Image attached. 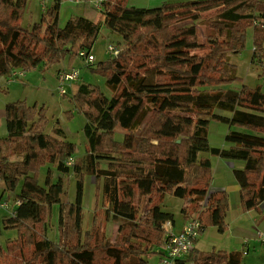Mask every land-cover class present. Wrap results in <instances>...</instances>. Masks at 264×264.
Here are the masks:
<instances>
[{"label": "trees", "instance_id": "obj_1", "mask_svg": "<svg viewBox=\"0 0 264 264\" xmlns=\"http://www.w3.org/2000/svg\"><path fill=\"white\" fill-rule=\"evenodd\" d=\"M27 1L0 0V77L9 80L14 71L72 61L80 51L92 50L103 26L123 38L125 49L90 68L105 78L111 96L92 85L74 87L73 100L87 118L83 163L67 165L76 144L61 127L46 132L43 107L24 100L6 104L0 180L16 192L19 204L4 222L18 235L0 244V264H149V256L161 254L165 225L174 221V214L164 210L167 197L181 199L184 215H197L204 231L216 227L224 234L229 196L211 191V156L243 162L234 171L240 206L244 212L259 208L264 202V92L227 86L242 82L229 53L244 49L249 29L254 60L264 63V0H186L151 9L104 0L93 18L78 15L63 27L61 0H54L39 22L23 27ZM205 13L211 32L207 52L199 55L196 22ZM180 22L189 23L177 27ZM141 47L150 67L127 72L119 59ZM213 122L228 127L226 147L210 144ZM118 130L122 141L115 139ZM52 166L59 172L55 179ZM72 172L75 199L64 201L63 176ZM85 173L102 181V205L88 230L82 225ZM101 213L104 221L119 222L115 240L97 222ZM54 215L56 240L48 236ZM243 257L241 251L195 249L176 264H244Z\"/></svg>", "mask_w": 264, "mask_h": 264}, {"label": "rangeland", "instance_id": "obj_2", "mask_svg": "<svg viewBox=\"0 0 264 264\" xmlns=\"http://www.w3.org/2000/svg\"><path fill=\"white\" fill-rule=\"evenodd\" d=\"M94 0H82L81 3H75L73 0H61V7L59 11V24L61 27L65 26L69 19L74 18L78 15L94 17L100 10L92 5ZM186 0H114L116 3H127L132 7L139 8H155L161 6L164 2H179ZM54 0H47L46 5H43L42 0H28L25 12L20 21L23 27H31L33 24L39 22L42 18V14L47 10L49 6H52ZM101 12V11H100ZM207 13L202 14V17L196 22V35L199 44L202 48L199 49L197 54L202 55L207 52V35L211 32L208 26ZM190 22V21H189ZM189 22H180L177 27H182ZM110 45L119 47L121 51L125 49V42L121 36L117 33L109 30L105 26L101 28V32L92 50H89L96 58L95 63L90 67L87 65L79 56L76 59L70 61L69 59H63L59 62H55L49 67L43 69H31L29 71H22L25 77L17 81H9L10 85L5 87L7 93L5 96L9 100H24L28 105L37 104L44 108V112L49 120V124L46 128L47 133H53L54 129L61 127L67 132L66 139L68 141L76 144L77 151L73 159L74 165L75 161L83 163L85 156L87 154V138L84 133V127L87 123V118L85 117L82 110L77 108L76 102L73 100L74 87L82 84L92 85L98 88L106 96H111L112 92L106 85V80L102 75L95 74L90 68H95L96 65L112 57L108 54V47ZM264 47V45H263ZM81 52V51H80ZM144 48L141 47L131 55L126 58L119 59L121 66L127 70V72L134 70H144L150 67L149 62L143 56ZM120 54V53H119ZM254 43H253V31L249 29L247 35V41L245 43L244 49L240 53H229L230 63L236 66L235 75L241 78L242 82H234L227 86V89L238 90L242 85H246L250 88L260 87L264 92V66L257 60H254ZM143 64V65H142ZM143 67V69H142ZM77 68L80 71L79 82L73 84L72 86L67 85V93L61 95L59 93V81L58 72L64 69ZM151 75V79H155L156 73ZM111 73H109L110 75ZM29 76V77H27ZM157 76V75H156ZM122 86L119 87L120 91ZM216 123V122H215ZM214 124H211V128ZM139 130L136 132L138 133ZM209 137V135H208ZM115 139L117 141H122L123 133L119 130L115 133ZM210 142V141H209ZM204 155V154H203ZM51 177L55 179L58 177L59 172L56 171L55 166L51 167ZM46 177V169L43 170L41 183H44ZM84 209H83V229L88 230L92 226L96 207L99 208L102 205L101 202V186L102 181L96 179L90 173L84 174ZM66 183L67 195L64 201H73L75 199V186L77 176L74 173L70 175L63 176ZM214 180V178H213ZM16 192H10L6 189V185L0 180V244L5 245L8 240L15 239L18 235L17 230L14 228H6L5 218H9L14 214V208L18 205L15 199ZM175 201L181 202V199L174 198ZM183 202V201H182ZM2 204H7L9 207L6 209ZM241 207V206H240ZM13 212V213H12ZM55 212H58V208L55 207ZM174 212L177 216H180V211H178L177 206L174 207ZM12 213V214H11ZM98 215L97 222L100 224H105L106 231V221L103 213ZM258 229V228H257ZM261 230V229H260ZM108 232V231H107ZM229 233L225 232L224 236ZM49 238L56 240L58 236L57 232V216L54 215L52 220H50ZM225 244H228V239H226ZM256 264H264V248L260 245L256 246ZM251 255H254V251H251ZM160 258L159 255L154 254L149 256V264H156L157 259ZM246 257H244L245 260ZM260 259V261H259ZM160 264V262L158 263Z\"/></svg>", "mask_w": 264, "mask_h": 264}, {"label": "crops", "instance_id": "obj_3", "mask_svg": "<svg viewBox=\"0 0 264 264\" xmlns=\"http://www.w3.org/2000/svg\"><path fill=\"white\" fill-rule=\"evenodd\" d=\"M8 85H10L8 79L6 77H0V137H3L7 134L5 117L6 104L16 101L9 100L5 96V93H7L5 87ZM212 124H214V126L209 128L210 144L213 147H226L225 136L228 131V127L215 122ZM64 132L67 135L65 130ZM210 158L212 162L214 178L211 191H226L229 196L230 206L226 217V222L228 224L226 232L229 234L224 236L225 233H220L216 227H209L197 241L196 249L204 252H209L213 248L227 251H241L244 254V257H246L245 260L243 257L244 264H256V259H258L256 258V246L260 245L262 247L263 245L255 240V235L257 230L261 229L264 231V202L259 206L258 209L244 212L240 207V187L234 174L235 170L243 168V162L237 160H225L214 156H211ZM174 198L175 197L166 198L164 210L174 214L172 231L178 233L190 215L187 217L184 215L182 212V208L184 207L183 202L175 201ZM175 206H177L178 211H180V216L175 214ZM6 228H8L7 225ZM118 228L119 222H115L113 220L107 222L106 232L108 231V237L112 240H115ZM226 239H228V244H225ZM246 239L249 240L247 245L244 243ZM160 249V258L157 259L156 264L160 262L163 256L165 250L164 245L161 246ZM251 251H254L255 254L251 255Z\"/></svg>", "mask_w": 264, "mask_h": 264}, {"label": "built area", "instance_id": "obj_4", "mask_svg": "<svg viewBox=\"0 0 264 264\" xmlns=\"http://www.w3.org/2000/svg\"><path fill=\"white\" fill-rule=\"evenodd\" d=\"M47 0H42L43 5H46ZM75 3H81L82 0H73ZM92 5L101 10L103 7L104 0H94L91 1ZM121 49L116 46L110 45L108 47V54L112 57H117ZM79 57L87 64L93 65L96 61L95 56L88 50H82L79 53ZM264 66V63H263ZM25 76L22 71H14L9 81H17ZM80 80V71L77 68L64 69L58 74L59 81V93L64 95L67 93L66 86L79 82ZM73 163V159L70 158L68 164L71 165ZM19 204V202H18ZM4 208H8L7 204H2ZM13 213V212H12ZM11 213V214H12ZM14 214V213H13ZM172 223L168 222L165 225V244H164V253L160 260V264H176L178 260H183L189 254L192 253L196 249V244L201 235L205 232L201 221L199 220L197 215H190L186 222L184 223L182 229L175 233L172 231ZM255 240L260 242L264 246V231L257 230L255 235ZM246 245L249 243V240L246 239L244 242Z\"/></svg>", "mask_w": 264, "mask_h": 264}]
</instances>
